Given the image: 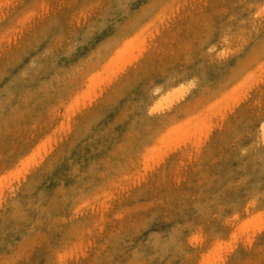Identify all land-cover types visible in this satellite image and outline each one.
<instances>
[{
  "label": "rangeland",
  "instance_id": "rangeland-1",
  "mask_svg": "<svg viewBox=\"0 0 264 264\" xmlns=\"http://www.w3.org/2000/svg\"><path fill=\"white\" fill-rule=\"evenodd\" d=\"M0 264H264V0H0Z\"/></svg>",
  "mask_w": 264,
  "mask_h": 264
},
{
  "label": "bare ground",
  "instance_id": "bare-ground-1",
  "mask_svg": "<svg viewBox=\"0 0 264 264\" xmlns=\"http://www.w3.org/2000/svg\"><path fill=\"white\" fill-rule=\"evenodd\" d=\"M204 124V123H203ZM180 127V126H179ZM196 129V128H195Z\"/></svg>",
  "mask_w": 264,
  "mask_h": 264
}]
</instances>
